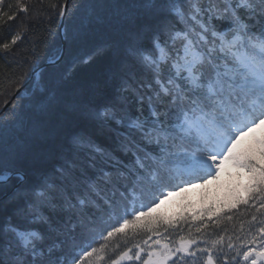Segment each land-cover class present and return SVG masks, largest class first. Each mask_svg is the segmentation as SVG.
Instances as JSON below:
<instances>
[{"label": "snow or ice", "instance_id": "obj_1", "mask_svg": "<svg viewBox=\"0 0 264 264\" xmlns=\"http://www.w3.org/2000/svg\"><path fill=\"white\" fill-rule=\"evenodd\" d=\"M17 4L28 12L21 0ZM69 4L81 6L65 0L60 15H67ZM122 6L131 11L121 37L92 53L107 60L105 78L95 89L103 103L62 90L38 92L32 133L40 165L36 178L19 176L24 183L15 187L12 173L0 172V192L12 193L7 211L0 200V264L103 259L107 245L94 247L97 237L108 241L129 225L142 226L149 239L162 238L194 217H153L160 197L196 180L219 179L224 162L251 173L248 197L237 204L264 209V166L255 159L257 152L264 159V134L237 151L242 137L264 126V0H133ZM5 16L16 19L0 9V20ZM21 38L17 33L11 44ZM225 218L233 217L216 216L213 223ZM22 222L28 227L22 229ZM207 226L202 220L194 227L203 236ZM258 232L264 243V227ZM200 243L191 233L182 236L179 246L149 251L146 264H167L177 254L184 264H197V253L207 255L204 264H215L214 252L227 264L228 250L236 247L228 238L227 249L217 248L223 237L211 247ZM125 257L127 252L113 264ZM249 257L257 264L264 247L243 253L244 260Z\"/></svg>", "mask_w": 264, "mask_h": 264}, {"label": "trees", "instance_id": "obj_2", "mask_svg": "<svg viewBox=\"0 0 264 264\" xmlns=\"http://www.w3.org/2000/svg\"><path fill=\"white\" fill-rule=\"evenodd\" d=\"M21 3L28 8L27 13L19 8L17 0H4V4L0 6L4 13H13L16 16L12 21H8L6 16L0 20V110L29 81L33 71L46 62L57 59L62 51L59 21L65 0H21ZM74 3L81 6L78 9L72 4L69 6L65 21L66 46L63 60L43 69L0 116V172L20 173L28 181L36 178V169L40 165L32 151V133L37 124L38 108L35 98L38 92L47 90L51 95L62 90L70 94H84L96 105L103 103L102 96L96 94L95 89L105 78L107 60L92 56V53L121 37L122 25L131 11L122 5L131 4L133 0H74ZM17 33L22 38L13 45L11 38ZM5 43L9 44L7 49L3 47ZM89 56L92 58L89 59ZM20 182L18 177L10 181L13 186ZM23 183L24 181L20 186ZM178 190L181 189L176 188L173 191ZM10 192V189L7 194L0 192V198ZM10 196L3 200L6 202V211L11 206L8 203ZM228 214L233 218L253 214L260 218L264 217V209L256 210L240 204L219 216L226 217ZM233 218H225L218 223L207 221L208 226L204 228V233H213L215 236L220 233H229L230 236L231 232L237 233L242 221H233ZM200 222L201 220H190L183 228L170 229L162 238L152 236L151 239L142 226L135 228L129 225L108 241L97 237L94 247L107 245L101 254L103 259L94 256L85 264H113L125 252L127 257L120 260V264H146L148 252L159 251L163 244L177 246L180 238H185L190 233L201 238L202 235L194 227ZM111 223L119 227L115 220ZM20 226L22 229L28 227L23 222ZM31 227L40 228L41 225L35 224ZM157 239L160 240L159 244L155 243ZM138 252L140 259L135 258ZM179 255L173 256L174 262L169 264H184Z\"/></svg>", "mask_w": 264, "mask_h": 264}, {"label": "rangeland", "instance_id": "obj_3", "mask_svg": "<svg viewBox=\"0 0 264 264\" xmlns=\"http://www.w3.org/2000/svg\"><path fill=\"white\" fill-rule=\"evenodd\" d=\"M264 134V126H261L253 134L241 138L237 151L248 149L252 136L259 137ZM256 162L264 166V159L256 153ZM251 173L246 169L236 168L231 162H224L221 165L219 179L196 180L192 186L183 190L172 191V195L161 196L158 204L154 206L153 217H163L167 220H183L185 217H194V221L203 220L215 221L227 210L236 207L239 198L248 197L245 190L250 183ZM208 209H214V215L205 216ZM200 215L197 216L196 214ZM168 264V263H167Z\"/></svg>", "mask_w": 264, "mask_h": 264}, {"label": "flooded vegetation", "instance_id": "obj_4", "mask_svg": "<svg viewBox=\"0 0 264 264\" xmlns=\"http://www.w3.org/2000/svg\"><path fill=\"white\" fill-rule=\"evenodd\" d=\"M260 219V220H258ZM241 220L242 226L240 227L239 231L237 233L231 232L230 234H222L215 236L213 233H206L204 236L199 237V240H208L209 244L205 245L200 243L201 247H211V242L214 240H217L221 237L224 238L223 245H217V248L224 247L227 249V241L228 238H231L232 243L236 246L234 249L228 250V256H227V264H251V260L253 257H249V260L243 259V253L249 250H253L254 252H258L261 250L262 247H264V243H262V239L259 235L258 229L259 227H264V224H261L260 221L264 220V217L257 218V221H252V216L248 217H234L233 221ZM216 221V220H215ZM237 223V222H236ZM235 223V224H236ZM235 228V226L233 227ZM251 229V230H250ZM253 235L256 236V242L252 243V237ZM189 238V234H186L185 239ZM195 247V245L193 246ZM237 252L240 254L237 255ZM201 259L197 260L199 264H204V261L207 258V255L205 253H202ZM213 258L215 260V264H222V261L216 258V253H213ZM191 257L185 256V260H191ZM257 264H264V259H260L259 257H256Z\"/></svg>", "mask_w": 264, "mask_h": 264}, {"label": "water", "instance_id": "obj_5", "mask_svg": "<svg viewBox=\"0 0 264 264\" xmlns=\"http://www.w3.org/2000/svg\"><path fill=\"white\" fill-rule=\"evenodd\" d=\"M70 6V4H69ZM69 6L67 8V12H68V9H69ZM65 11L64 7H63V10L62 12ZM66 16L67 15H61L60 17V21H59V29H60V36H61V39H62V51H61V54L59 55V57L53 61H48L46 62L44 65H42L41 67H39L38 69H36L35 71H33L32 75H31V78L29 79V81H27V83L21 88L19 89L18 91H16L15 95L12 97V99L0 110V116L11 106V103L13 100L17 99L19 97V95L21 94L22 90L35 78L38 76V74L43 70L45 69L46 67H50V66H54V65H57L59 64L64 56H65V46H66V40H65V37H64V34H65V21H66ZM19 176H23L22 174L20 173H12V178L14 177H19ZM24 177V176H23ZM11 178V179H12ZM25 178V177H24ZM22 184V181L15 187H19L20 185ZM12 193L0 198V200H4L6 198H8Z\"/></svg>", "mask_w": 264, "mask_h": 264}, {"label": "bare ground", "instance_id": "obj_6", "mask_svg": "<svg viewBox=\"0 0 264 264\" xmlns=\"http://www.w3.org/2000/svg\"><path fill=\"white\" fill-rule=\"evenodd\" d=\"M23 182V180H21ZM11 193V192H10Z\"/></svg>", "mask_w": 264, "mask_h": 264}]
</instances>
